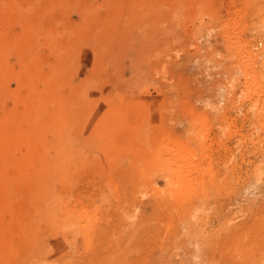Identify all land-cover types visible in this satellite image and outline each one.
Returning a JSON list of instances; mask_svg holds the SVG:
<instances>
[{
	"label": "rangeland",
	"instance_id": "374dc122",
	"mask_svg": "<svg viewBox=\"0 0 264 264\" xmlns=\"http://www.w3.org/2000/svg\"><path fill=\"white\" fill-rule=\"evenodd\" d=\"M0 264H264V0H0Z\"/></svg>",
	"mask_w": 264,
	"mask_h": 264
}]
</instances>
